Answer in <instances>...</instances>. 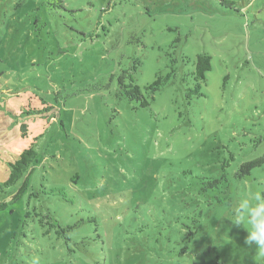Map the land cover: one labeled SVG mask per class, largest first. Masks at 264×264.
Listing matches in <instances>:
<instances>
[{
	"label": "rangeland",
	"instance_id": "obj_1",
	"mask_svg": "<svg viewBox=\"0 0 264 264\" xmlns=\"http://www.w3.org/2000/svg\"><path fill=\"white\" fill-rule=\"evenodd\" d=\"M227 1L0 0V184L38 153L0 213V264H264L230 220L264 194V162L235 177L264 154V0ZM131 57L141 87L173 69L146 107L114 93Z\"/></svg>",
	"mask_w": 264,
	"mask_h": 264
},
{
	"label": "trees",
	"instance_id": "obj_2",
	"mask_svg": "<svg viewBox=\"0 0 264 264\" xmlns=\"http://www.w3.org/2000/svg\"><path fill=\"white\" fill-rule=\"evenodd\" d=\"M228 4L229 2L227 0H220ZM49 5L52 7H60L62 5L61 0H59V4H53L49 3ZM36 23V20H35ZM42 27H44V24H42ZM43 29H41L42 32ZM183 62L187 63L190 61L187 56H182ZM211 55L207 52H202L199 54H196L195 58L193 59L191 66L192 69L185 74V76L189 75L195 82L194 88L189 90V93H187L188 98L191 95H197L202 96V85L205 81V73L211 69ZM132 64L128 63L126 67H123L120 72L116 75H112L111 79L113 80L116 76V85L114 89L115 96L118 99H126L130 103H134V107H146L149 105L150 99H153V95L156 91L163 88L169 81V78L171 77L173 73V69L166 73V75H162L159 73L157 77L149 84L144 85L143 87L139 86L137 83H135L133 78V73H135L138 69V67L141 65V61L137 57H131ZM52 108V107H50ZM46 111L47 108L42 110H35L38 114H41L43 111ZM26 114H30L31 112L27 111L24 112ZM25 124L20 125V131L23 137H25ZM229 159H232V153L229 154ZM38 153L36 150H34L31 146L23 149L17 159H15L12 163L9 164V174L8 177L4 182L0 184V191H3L5 189L14 188L15 192L10 200L6 202H0V213L4 212L6 210L9 211V213L12 212L11 205H13L14 202L19 200L21 198V195L25 191L27 185H28V177L33 172L34 165L38 162ZM264 162V154L261 157L254 158L251 160H247L242 162L238 165L235 177L237 179H241L243 177H246L250 174L251 170H253L256 167L261 166V164ZM224 167V165L222 166ZM223 178L217 180H209L208 184L210 187L212 185H217L220 181H222ZM31 216V212H26V217L22 220H20L18 225H24L26 219ZM51 221L53 220L52 216H49ZM17 225V227H18ZM54 225L56 229V234L59 235L64 230L61 228L60 225H58L56 222ZM191 235H193L195 232H189Z\"/></svg>",
	"mask_w": 264,
	"mask_h": 264
},
{
	"label": "clouds",
	"instance_id": "obj_3",
	"mask_svg": "<svg viewBox=\"0 0 264 264\" xmlns=\"http://www.w3.org/2000/svg\"><path fill=\"white\" fill-rule=\"evenodd\" d=\"M230 220L247 229L245 243L264 257V194L251 191L234 205Z\"/></svg>",
	"mask_w": 264,
	"mask_h": 264
}]
</instances>
